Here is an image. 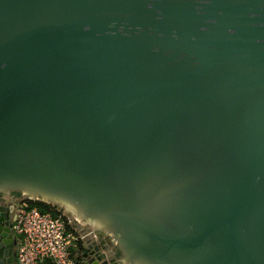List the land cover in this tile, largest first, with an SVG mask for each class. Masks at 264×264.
<instances>
[{"label":"water","instance_id":"1","mask_svg":"<svg viewBox=\"0 0 264 264\" xmlns=\"http://www.w3.org/2000/svg\"><path fill=\"white\" fill-rule=\"evenodd\" d=\"M13 191L82 223L71 264H264V0H0Z\"/></svg>","mask_w":264,"mask_h":264},{"label":"built area","instance_id":"2","mask_svg":"<svg viewBox=\"0 0 264 264\" xmlns=\"http://www.w3.org/2000/svg\"><path fill=\"white\" fill-rule=\"evenodd\" d=\"M81 227L79 221L63 212L51 216L46 211L28 206L21 198L11 225L16 238L15 263L37 264L50 258L53 264H71L73 253L70 246L83 236Z\"/></svg>","mask_w":264,"mask_h":264},{"label":"trees","instance_id":"3","mask_svg":"<svg viewBox=\"0 0 264 264\" xmlns=\"http://www.w3.org/2000/svg\"><path fill=\"white\" fill-rule=\"evenodd\" d=\"M14 196L19 195V191H13L12 192ZM2 194L0 193V196ZM24 201L27 202L28 206H34L40 211H46L48 212L51 216H55L58 212H61L62 209L58 208L56 204L51 203V202H46L44 200H41L39 198H24ZM65 217V216H64ZM2 256V248H0V257ZM3 257V256H2ZM0 264H9L8 262L2 260ZM37 264H53L50 258H45L41 262Z\"/></svg>","mask_w":264,"mask_h":264},{"label":"flooded vegetation","instance_id":"4","mask_svg":"<svg viewBox=\"0 0 264 264\" xmlns=\"http://www.w3.org/2000/svg\"><path fill=\"white\" fill-rule=\"evenodd\" d=\"M3 196H4V195H1V196H0V209H2V210L5 212V214L7 215V218L9 219V221H10V226H11V225H12V222H13L12 215L15 214V210H16V205H15V203H16V202L19 203L21 197H20L19 195H17V196L12 195V196H10V197H11V199H12L13 201H10V202L4 204V202H6V201H8V200H4ZM9 206H11V210L9 209ZM13 254H14V260H15V244L13 245ZM0 259H1V261H2V260L5 261V258H3L2 256L0 257ZM1 261H0V262H1Z\"/></svg>","mask_w":264,"mask_h":264},{"label":"crops","instance_id":"5","mask_svg":"<svg viewBox=\"0 0 264 264\" xmlns=\"http://www.w3.org/2000/svg\"><path fill=\"white\" fill-rule=\"evenodd\" d=\"M77 242H78V239L77 240H74L73 241V243H72V245L70 246V251H71V253H75V247H76V245H77ZM108 250V252L110 251L109 249H107ZM109 257H110V260H109V264H114V260H113V258L111 257V256H113L112 255V253H111V251H110V253H109Z\"/></svg>","mask_w":264,"mask_h":264},{"label":"rangeland","instance_id":"6","mask_svg":"<svg viewBox=\"0 0 264 264\" xmlns=\"http://www.w3.org/2000/svg\"><path fill=\"white\" fill-rule=\"evenodd\" d=\"M3 198H4V200H8V201H6V202H4V204H6V203H8V202H10V201H13L12 199H11V197H8V196H3ZM15 205H18V202H16L15 203ZM61 212H63L66 216H68V217H70L71 216V214H69L68 212H66L65 210H62ZM80 224H82L81 222H80Z\"/></svg>","mask_w":264,"mask_h":264},{"label":"bare ground","instance_id":"7","mask_svg":"<svg viewBox=\"0 0 264 264\" xmlns=\"http://www.w3.org/2000/svg\"><path fill=\"white\" fill-rule=\"evenodd\" d=\"M15 245H16V243H15Z\"/></svg>","mask_w":264,"mask_h":264}]
</instances>
